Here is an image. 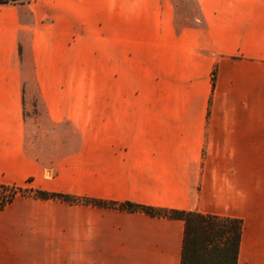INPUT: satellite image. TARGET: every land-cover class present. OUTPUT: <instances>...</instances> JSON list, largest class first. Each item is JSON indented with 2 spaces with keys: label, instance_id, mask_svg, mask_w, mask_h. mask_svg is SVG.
Returning a JSON list of instances; mask_svg holds the SVG:
<instances>
[{
  "label": "crops",
  "instance_id": "crops-1",
  "mask_svg": "<svg viewBox=\"0 0 264 264\" xmlns=\"http://www.w3.org/2000/svg\"><path fill=\"white\" fill-rule=\"evenodd\" d=\"M92 42L101 89L61 88ZM0 184L237 218V264H264V0L0 4ZM183 232L16 197L0 264H180Z\"/></svg>",
  "mask_w": 264,
  "mask_h": 264
},
{
  "label": "trees",
  "instance_id": "trees-1",
  "mask_svg": "<svg viewBox=\"0 0 264 264\" xmlns=\"http://www.w3.org/2000/svg\"><path fill=\"white\" fill-rule=\"evenodd\" d=\"M15 1L0 0V4ZM211 80L214 85L215 69L212 71ZM19 195L36 200H53L70 205H86L139 212L150 217L178 219L184 223L180 264H237L242 233V220L237 218L153 207L128 201L118 202L53 193L5 184H0V209H3Z\"/></svg>",
  "mask_w": 264,
  "mask_h": 264
},
{
  "label": "rangeland",
  "instance_id": "rangeland-1",
  "mask_svg": "<svg viewBox=\"0 0 264 264\" xmlns=\"http://www.w3.org/2000/svg\"><path fill=\"white\" fill-rule=\"evenodd\" d=\"M62 10L61 8V13L63 12ZM62 25L61 22V26ZM60 52L61 63L58 70L61 88L68 85L69 88L87 89L95 92L101 89L98 42H92L90 49H83L82 43H77L75 55L70 56V59H67L66 52L63 50ZM17 197L30 198L20 195Z\"/></svg>",
  "mask_w": 264,
  "mask_h": 264
}]
</instances>
